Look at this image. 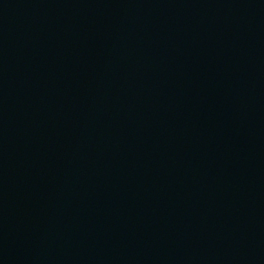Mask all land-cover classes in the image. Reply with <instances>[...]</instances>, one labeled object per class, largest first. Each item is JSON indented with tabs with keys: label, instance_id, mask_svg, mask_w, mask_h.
Wrapping results in <instances>:
<instances>
[{
	"label": "water",
	"instance_id": "obj_1",
	"mask_svg": "<svg viewBox=\"0 0 264 264\" xmlns=\"http://www.w3.org/2000/svg\"><path fill=\"white\" fill-rule=\"evenodd\" d=\"M0 264H264V0H0Z\"/></svg>",
	"mask_w": 264,
	"mask_h": 264
}]
</instances>
